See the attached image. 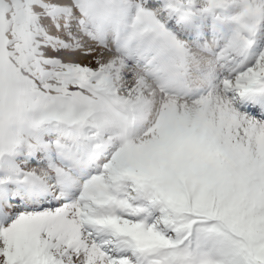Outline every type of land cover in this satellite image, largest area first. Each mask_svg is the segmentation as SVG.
I'll return each instance as SVG.
<instances>
[{"label":"snow or ice","instance_id":"snow-or-ice-1","mask_svg":"<svg viewBox=\"0 0 264 264\" xmlns=\"http://www.w3.org/2000/svg\"><path fill=\"white\" fill-rule=\"evenodd\" d=\"M0 264H264V0H0Z\"/></svg>","mask_w":264,"mask_h":264}]
</instances>
